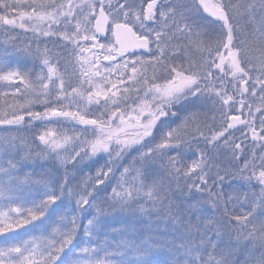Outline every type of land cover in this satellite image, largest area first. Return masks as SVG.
Returning <instances> with one entry per match:
<instances>
[{"label": "trees", "instance_id": "trees-1", "mask_svg": "<svg viewBox=\"0 0 264 264\" xmlns=\"http://www.w3.org/2000/svg\"><path fill=\"white\" fill-rule=\"evenodd\" d=\"M69 2L0 0V163L17 162V165H22L25 162L27 167L19 170L25 174L21 178L24 180L29 175L26 182L13 176L8 188L0 180L3 183L0 187L4 186L0 194L9 196L0 198L13 203L10 207L0 203V209L9 215V229L32 227V220L37 222V215L42 211L51 216L67 213L79 221L77 226L85 223L93 230L87 233L88 239L81 242L79 240L83 239L80 237L85 232L77 231L67 245L64 244L66 237L61 234L59 244L70 250L78 249L77 252H81L80 247L89 246L92 250H86L81 258L89 260L93 257V264H202L203 260L212 261L216 257L220 259L217 262L226 264H257L256 254L264 256V251L258 253L255 249V245L261 243L260 238L252 239L255 251L243 253L236 250L227 258H220V251L214 249L215 246H233L243 233V230L238 234L235 231L234 214L244 216L253 211L256 216L264 215V210L258 213L264 202L263 194L257 191L252 184L253 179H250L257 173L255 157L247 160L246 151L241 147L235 149L231 160L221 156L222 147L227 148L228 145L214 136L215 126H201L198 119L193 118L188 128L184 132L178 130L172 141H153L150 133L143 134L149 130L148 126L142 129L131 123L120 130L115 121L108 125L112 111L104 109L102 115L105 120L98 129L95 126L79 129L77 124H59L58 135L51 136L54 139L51 143L56 144L57 140L63 152L57 160L55 155L43 153L48 150L47 144L37 143L40 129L30 133L33 136L27 141L28 133L23 127L33 120H45L50 111L53 115L57 112L61 120L67 118L62 114L84 117L87 122L94 120L87 115L91 105H88V91L84 86V93L79 90L75 96L62 98L83 84L79 83V71L89 66L80 61L86 53L81 49L83 46L89 49L93 45L79 38L82 30L78 31L79 20L74 12L80 7L77 4L68 6ZM155 3L164 11L166 4H180L179 0H158ZM133 10L144 12L143 8H132L131 12ZM23 12L40 13L44 17L43 26L39 30H26L12 21ZM107 13L111 21L118 20ZM96 38L106 41V50L111 49V55L114 54L109 39ZM92 55L99 57L101 49L95 48ZM130 58L128 56L124 60L131 61ZM92 59L91 66L94 63L93 67H96L98 58ZM120 61L117 58L108 63L118 65ZM127 68L118 69L121 76H115L111 70L101 80L97 74H92L95 80L104 82L108 88L112 87L111 80L124 82L118 87L117 96L114 95L122 103L119 106L122 110L125 106L133 108L137 102L136 93L130 88H136L139 95L144 92L142 89L163 83L160 76L143 80L148 75H141L137 77L138 83L143 76L141 85L131 87L125 81H129L134 69L132 64ZM109 75L111 79L107 78ZM58 79L64 81L59 84ZM132 94L133 100L130 99ZM67 99L76 101L73 107ZM173 99L178 98L173 97L171 101ZM79 105L81 110H78ZM166 110L170 115L178 108ZM114 129L119 134L108 138ZM99 135L101 139L95 142ZM121 141L125 142L124 147L118 144ZM81 143L85 144L83 151L76 152L71 158V154L65 153L66 148ZM102 146L107 148V152L100 150ZM41 182L47 187L42 189ZM41 190L48 199L42 198ZM234 192L238 196L250 197V201L233 195L231 203L218 200L228 197L212 200L215 196H229ZM51 196L54 200L52 205L47 201ZM215 203L221 208L225 206L221 217L210 214V207L216 208ZM18 204L21 205L17 209L19 217L15 218L14 206ZM32 214L34 218L29 217ZM62 226L63 223L60 224ZM201 229L203 232H199ZM46 246L44 243V257H47Z\"/></svg>", "mask_w": 264, "mask_h": 264}, {"label": "rangeland", "instance_id": "rangeland-1", "mask_svg": "<svg viewBox=\"0 0 264 264\" xmlns=\"http://www.w3.org/2000/svg\"><path fill=\"white\" fill-rule=\"evenodd\" d=\"M69 1L70 0H68V2ZM114 1L115 0H71L67 4L68 6H74L75 4H77L80 7L79 11L76 10V12H74L75 13L74 15L77 16L76 19L79 20L78 22L79 30L78 31L80 32V30H82V33L79 36V38L83 42L89 41L93 45H91L89 49L87 48V46L85 47L83 46L81 49L82 52L86 51L85 53L86 55L84 54L83 57L80 58V61H82L85 64H88L87 66H89L87 68H82L79 71V74L81 73L80 74L81 79L79 83L81 84L83 83V84L81 86L78 85V87L74 88L68 94L63 95L62 98L69 97L72 95L75 96L78 94L77 91L79 90H81V92L84 93L83 87H82L84 86L85 90L88 91L86 94V98L90 101L88 102V105H91V107L89 108V110L91 111L87 115H89L91 118H94V120L87 122V120H85L84 117L75 116L74 114L70 116L66 114H62L61 116H67V118L63 117L66 119L61 120L58 117V115H56L57 112H55L53 115V111H50L51 113L47 112L49 113L47 114L48 119L46 118L45 120H42L41 122L35 121L32 119L33 123L30 121L29 125L27 124L26 127H23V128H26L25 133H28V137L26 138L27 141L28 139H31V137L33 136L30 133L32 132L36 133V130L40 129L41 136H39L38 139H36L37 143L40 144L41 142L43 144H47L48 150L46 149L47 151L46 152L44 151L43 153L47 154L48 152V154L50 155L52 154L55 155L56 160L58 156H60V154H63V152L61 151L60 149L61 147L57 140L55 141L56 144L51 143V141L54 140L53 138H51V136L58 135L59 127H60L59 124H62V123L63 124L68 123L72 125L77 124V128L79 129L80 128L85 129L86 127L92 128L93 126H95L98 129L100 128V126H103V123L105 120V118H103V115H102L105 113L104 109H106V112L108 111V109L112 111L111 114L108 116L110 117L109 121H111L110 123H108V125H110L112 121H118V118H119L118 116L124 115L123 116L124 119H122L123 120L122 124L114 122V124H116L117 126L121 125L119 127L120 130L124 129L123 127L126 128V126L130 125L131 123H135V125L137 126L139 125L142 129L145 128V126H148L149 130L146 133L144 132L143 134L147 135L148 133H150L149 136L153 137V141H157V140L172 141V139H175L177 137V132H178V125H176L177 121L170 123V124L159 123L158 121L153 123V119L156 120L160 116H163V114L160 111H162L161 107L165 105L164 103H160V101H162L161 99L165 97L167 99V97L168 96L171 97L170 95L172 94L170 92L172 82L168 81L169 80L168 76L167 77H165L166 75L164 76L166 79L163 80V83L160 85H155L153 87L150 85L151 87H149L147 90L140 88L139 91H141L142 89L144 92H141L139 95L137 93L136 88L134 90L130 88V90L133 93H136L137 102L133 107L134 109L127 108L125 106L123 108L125 111L120 109L122 103L120 101H117V97H116L117 96L116 94L119 93L118 87L120 86V84L122 86V83L124 82H119V81L116 82V81L111 80L110 81L111 86H112L111 88H108V86L104 84V82H101V81L99 82V79L101 80L107 74H110L109 71L111 70H112V73L115 74V76L116 74L117 75L120 74L118 76H121L122 73L118 71V69L119 68L128 69L127 67L131 64V61L123 60V61H120L118 65L116 64L111 65L110 63L107 62V63H103L102 64L103 67H101L99 60L109 57V55L112 54V50L111 49L106 50V44H107L106 41H99L93 33L92 23L94 20L96 9L99 7H103L107 9L110 15H112V17H114L115 19L128 20L132 22L134 20V14L131 12V9L133 7L137 8L138 6H143V3L145 4L146 2L145 4L146 7L144 8L145 10H150L151 8H148V6L153 5L152 0H116V2ZM259 2L260 1H257V0H220L219 3L217 2L218 5L220 4V5L225 6V8H227L228 14L232 16L234 20L239 21L241 19V20H245L251 23L252 28L254 29V35H255V38L254 39L252 38V44L254 46L253 50L255 54H260V52L264 48V25L261 22V20H264V18L262 17L263 12L253 11L252 9V5L257 6ZM239 7H240V11H239ZM186 9L193 12L192 14L193 19L195 20L198 19L197 14L196 15L194 14L196 13L195 9H193L191 6H189V8L186 7ZM235 11H237V14ZM254 14H257V15L254 16ZM43 20H44V17L40 13L37 14L33 12H29V13L23 12L20 14V16L17 17V19L16 18L12 19L13 22L16 21V24L20 25L22 28L26 30H35V29L39 30L43 26ZM190 36L192 38L191 40L192 42L194 39H196L197 35L196 33L195 34L192 33ZM85 43L82 45H85ZM95 48L101 49L102 55L100 56L98 55L99 57H95L94 55H92ZM92 58H94L95 60L98 58L97 60L99 62L97 61V63L95 64L96 67H93L94 63L91 66L92 62H94ZM139 68L140 67L137 65L134 68V72H131L132 75L130 74L131 76L128 78L129 81H125L127 85L131 87H134L137 85L139 86L142 83L140 81L141 78L144 75L150 74L148 69L145 72H141ZM86 72H87V75H84ZM93 73L97 74L96 76L99 78L98 80L97 79L95 80V78H93L94 77V75H92ZM141 75L143 76L140 78L139 82L137 83V77ZM83 76H84V81H83ZM148 76L143 78V80H145L146 78L150 80L151 76L150 75ZM197 76L196 75L193 76V78L191 79V85H189V83H187L186 85L184 84L183 85L186 86L190 90V92L194 94H198L199 96L203 97V99L200 101H197V100L191 101L189 105V107H191L190 111L189 113H186L187 109L185 110L186 114H184L181 121L183 125H185L189 118H193V110L198 111V106L200 107L202 106L203 108L201 109V113H200L201 116H209L207 117L208 119H211L214 117L213 118L215 122L214 126L216 128L219 127V129L222 130L224 129V126L227 122V117L230 111L235 108L234 104H231L230 102H227L226 105L225 104L223 105V100L227 98L226 97L227 93L225 92L226 90L225 91L223 90V92L221 90L222 88L229 89V85L226 84L227 82H225L224 84H222L220 89L218 88L217 84L210 86L209 88L202 89L199 85L198 86L196 85ZM107 78L111 79V76L109 75V77ZM225 79L228 80V77L226 76ZM63 81L64 80L58 79L59 84L62 83ZM261 81H264V75L251 76V82L248 85V93L246 94V96L245 95L241 96L242 98L240 100L242 102H240V105H244L243 101L245 99L250 101L254 105H257L256 103L264 104V99H263L264 85L262 86ZM206 91H208V93H206ZM130 96H133L130 98L133 100L134 94ZM156 99H159L157 103L152 102L153 100H156ZM207 99L211 102L210 106L208 105L209 103L205 102V100ZM66 101H70L72 107L76 102L75 100H72V99L71 100L67 99ZM80 105L78 106L79 107L78 110H81L82 108L80 107ZM193 106H195V108H192ZM113 107L115 108L112 109ZM206 107L208 109L210 108L214 113L209 112V110ZM254 111H256V108H254ZM144 112L146 113V115L144 114L143 116ZM195 116L196 118H198L199 115L197 114ZM246 116H248V114ZM166 117L170 118L172 121L173 120L172 117L174 116H166ZM69 118H72V119H69ZM198 119L201 122H203L202 126H204V120L201 118H198ZM91 124H94V125H91ZM198 124L201 125L200 123ZM168 130H170L169 133H168ZM241 130H244L245 132L247 130H249V132H255V130L252 129L251 125L246 122L241 126V129L239 132H242ZM118 134H119V131L118 130L115 131L114 129L111 133H109L107 137L109 138L111 137V135L115 136ZM217 134L220 139L223 136L226 139L224 143L228 145L227 148L225 146L222 147L223 149H221L222 151H220L221 156L223 157L227 156L231 160V156L234 155V152L236 149L234 147V142L236 141V138H238L237 133L236 134L230 133V134L224 135L223 131H217L215 132L214 136L216 137ZM96 135H98V133H96ZM74 137H78V135H75ZM100 139L101 138L99 135V137L95 139V142L99 141ZM93 141H94V138H93ZM118 141L119 139L117 140V142ZM84 143H86V141H84ZM118 144H121V145L123 144L122 145L123 147L124 145H126L125 142L123 141L119 142ZM84 145L81 143V144L75 145V147L66 148L65 153L71 154L70 155V158H71L76 152L80 150L83 151ZM106 149L107 148H103V146L102 148H100L101 151L103 150L107 152ZM81 153L86 154L85 152H81ZM65 156H67V154H64V157ZM200 161L201 159L199 160V162ZM22 163H23L22 165L21 164L17 165V162L15 164L0 163V180H3L4 183H6L5 184L6 188H8L9 182L13 176L20 177V178L21 176H25V174L20 173L19 170L22 167L26 168L27 163L25 162H22ZM253 169L255 170V168ZM248 171L252 172L251 169H249ZM256 174H258V169H257ZM253 176H254V173H253ZM28 177L29 175H27L25 178L28 179ZM26 179L24 180L22 179V180L26 182ZM250 179H253V177ZM246 181L250 182L247 179ZM40 184H42V182ZM1 185H3V183ZM40 187L44 189L45 187H47L46 183H43ZM3 190H4V186L0 187V192ZM40 192H41L42 198L48 199V197H45L47 196V194L46 195L44 194V190H41ZM0 196L9 197L8 195H5V194H0ZM261 198L264 199V194ZM47 201H49L52 205L54 200L51 196L49 200ZM0 203L6 204L4 207L6 206L10 207L13 205V203L11 204L9 202V199L0 198ZM55 204L57 205V203ZM14 207L16 208H14L13 217L17 218L19 217L17 215L18 213L17 209H19L21 205L18 204ZM259 208L260 209H258L259 210L258 213L260 214L262 213L261 210H264V202L261 203ZM8 216L9 215H7L4 210L0 209V264H36V260L38 259L37 251L40 250L42 252L44 243H47L46 247L48 248V251L46 252V255L48 257H44L43 264H93L95 258L92 257V258H89V260H85V258H81V256L84 255V252L86 250H88V252L89 250H92L89 246L80 247L81 252H77L78 249L70 250V249H67L66 246H61L59 244V238L61 234L66 237L64 244L67 245L69 241H71V238L73 237L72 235L77 233V231L80 230L82 234H84L85 232V234L80 237L81 239H83V240H79L81 242V241H85L86 239H88L87 233L92 232L93 230V229L90 230V227L88 226L86 227L85 223H81V225L77 226L79 221L75 220V217H73L72 214H67V213L59 214L58 213V214H53V216H51L50 214H47L46 212H43V211L39 212V215H37L39 220L37 222L32 220L33 221L32 227H29L33 229L34 228L39 229V231H36L34 229L35 230L34 235L36 233H39L40 236H36L33 238H31V235L26 238L24 236L21 237L20 234L26 231L23 230L20 232L19 231L20 228L9 229L10 219ZM29 217L34 218L35 216L34 214H32V215H29ZM245 221H247V223L249 224L247 225L246 229H248L249 234L251 235L252 239H254L255 237V239L260 238V240L264 241V215L262 216L259 215V216H256L255 218H248V219H245ZM61 223H63L62 227H60ZM2 229H6V230H2ZM235 229H236L235 231L237 232V234L239 230H242L238 227H236ZM43 233H46V235H44ZM16 234H19V235H16ZM38 242H40L41 247L37 246ZM52 247H56L57 249V253L55 257H52ZM61 247H63V249H61ZM255 249H258V248H255ZM255 249L248 248L247 250H250L248 252H252V251H255ZM77 257H80V259H78ZM81 259H84V260H81ZM254 259L257 261V264L262 263L258 258H254Z\"/></svg>", "mask_w": 264, "mask_h": 264}, {"label": "bare ground", "instance_id": "bare-ground-1", "mask_svg": "<svg viewBox=\"0 0 264 264\" xmlns=\"http://www.w3.org/2000/svg\"><path fill=\"white\" fill-rule=\"evenodd\" d=\"M152 1H153V3H155L158 0H152ZM179 2H180V4H182V5H184V6L188 7V8H189V6H191L193 9H195V12H196V13H194L195 15L196 14L197 15L198 14H203L205 17L211 18L212 20L223 21V20H219V19H214L211 16H208V15L204 14L203 11L201 10L200 3L197 0H190V1H188V0H180ZM138 7L141 8V6H138ZM166 10L167 11L170 10L172 13H180V12L184 11L183 8L178 7L176 3L175 4H166ZM185 13L187 14L186 15L187 32L185 31L183 34L177 35V39L176 40L174 39V38H176V36H174L172 34L171 35L172 41L168 42L174 48L178 47L181 44L184 45L183 51H182V54H183L182 58L180 57L178 52H175L172 49L169 50L165 46V49L163 51V54H162V56L160 58V61H159V64H158V62L153 59V54H152L153 51L151 52V50L148 47L147 39L150 40L148 33L146 31H140V32H138L139 34H137L134 30H133V33L137 37L143 38L145 40L146 51L142 50L141 48H131V51L138 50L140 53L138 55H132L131 58H130L133 69L137 65L140 67L139 69H140L141 72H145L148 69L150 74H147V75L160 76V77H162V82H163V80L166 79L165 77L168 76V79H169L168 81L172 82L171 83V90H170V92L172 94L170 95L171 97L168 96L169 98L167 97V99H166V97L161 99L162 101H160V103H164V105H165V106L161 107L162 111H160L163 114V116H160L156 120L153 119V123L158 121L159 123L170 124V123H173V122L177 121L176 125H178V130H181L183 132L188 128V125L190 124V122L191 123L193 122V118H195V119H198V118L203 119L204 120V125L205 124L206 125H211V126L215 125V122L213 120L214 117L211 118V119H208L207 117H209V116H201L200 113H201V109L203 108L202 106L201 107L198 106V111L193 110L194 117L190 118V121L188 119L185 125H183V123L181 121L183 116H184V114L189 113V111H190V108H191V107H189L190 102L194 101V100L200 101V100L203 99V97L199 96L198 94H194V93L190 92V90L186 86H184L187 83H189V85H191V79L193 78V76H195V75L197 76L198 75L197 76L196 85L197 86L199 85L202 89L209 88L210 86H213V85H216V84L218 85V88L220 89L222 84L227 82L226 84L229 85V89L222 88V90H221L222 92H223V90L224 91L226 90L225 92L227 93V96H226L227 98L224 99V100H227L226 103L230 102L229 100H230V98H233L234 94H237L236 96L237 97L239 96V99H241L242 98L241 96H244L245 93H247V91H246L247 87L245 86V81H244L246 76H243L240 73L237 74V73L231 72L230 68L232 67V65L229 62V60H228V62L227 61H223L224 64L222 62L219 64V69H225L226 68V70L228 72L219 70V71H217L214 74H205V73H201L199 71V67H198V62L199 61H198V58H197V54L199 52L198 44H199L201 39L203 40V38L199 34V33H202V32L197 27L198 24H196L198 19L195 20L192 17L193 12L185 9ZM152 19L157 21L159 18L158 17H152ZM174 19H175V17L173 15H171L170 17H168L167 20H169V21L171 20L172 21ZM116 23H122V21H119V22H116ZM113 24H115V23L108 22L104 33L101 36L98 35V34L95 35V36L100 38V39H109L111 44H113V37H112V26H113ZM154 26L158 27L159 24L156 22V25L154 24ZM107 28H109V29H108V32L106 33ZM192 33H194V34L196 33L197 36H196V39H194L191 42L192 38H191L190 35ZM156 36L160 37V36H163V35L156 34ZM172 36H174V38ZM204 36H205L206 41L208 42V44H211V41H210V40H212L211 37L208 36L207 33H205ZM226 37L227 36H226L225 33L221 32L219 34L218 38H219L221 46H222V43L224 42V39H226ZM102 41H104V40H102ZM166 43H165V45H166ZM184 57H186V72L170 73V74L167 73V72H166L167 74L159 72L160 68L162 70L166 69V71H168L169 68L173 69L175 67H180V64L184 60ZM203 66L205 68V65H203ZM226 76L228 77V80L225 79ZM239 82H240V84H239V86H237ZM236 86H237V88H236ZM206 93H208V91H206ZM173 97H177L178 99H173V100H176V101H173V100L171 101V99ZM263 99H264V97H263ZM224 100H223V105L224 104L226 105V103H224ZM158 101H159V99H156V100H153L152 102L157 103ZM205 102L209 103L208 105L210 106L211 102L208 99L205 100ZM237 104H234L235 108L230 111V113H229V115L227 117V122H226V124L224 126V129L221 130L218 127L217 131H223L224 135L225 134L227 135V134H230V133L231 134H236L237 133V137L241 138V136L243 137L244 134H245L244 130H241L242 132H239L240 129H241V126L245 122L249 123L251 119H250V117L246 116L247 115L246 111H245V109H244V107L242 105L239 104L241 109L237 110L238 109L236 107V106H238ZM256 104L257 105H255V108H259L262 105L261 103H256ZM174 107H177L178 110L175 111V112L172 110V113L170 115H168L166 109H173ZM192 108H195V106H193ZM185 110H186V113H185ZM208 110H209V112L214 113L210 108ZM233 113H235V114H233ZM144 114L146 115L145 112L143 113V116H144ZM164 114H166V115H164ZM197 114L199 115L198 118H196V116H195ZM123 116L124 115L119 116L120 119L118 121H115V123L122 124V121H123L122 119H124ZM166 116H174V117H172L173 120L171 121V119L167 118ZM230 117L237 118V120L239 122V123H237L236 127L231 128V129L227 127L228 123H231V121H229ZM198 123H200L201 126L203 124V122H201L199 119H198ZM250 125H251V127L253 129V125L252 124H250ZM120 126L121 125H119L118 127H120ZM217 131H215V132H217ZM247 131H249V130H247ZM214 135H215V133H214ZM216 137L219 138L218 134L216 135ZM221 140L223 142L226 141V139L223 136H222ZM254 150L258 151L257 150V146H253L252 150H250V149L246 150L245 149V151H246L245 155H246V159L247 160L251 156H254V153H253ZM257 168H258V174H256L253 177L252 184L256 187L257 191H260L262 194H264L263 193L264 192V170L262 169V165H260V164L258 165ZM206 183H208V182H206ZM232 195L234 197H242V198L247 199V200L250 201V197H247L245 195L238 196L239 194H237L235 192L232 193L229 196H218V197L215 196V197L212 198V200H215V199H217L219 197H228V198H225V199H221L220 198L218 200L221 201V202L228 201L227 203H229L231 200H233V198H232L233 196ZM257 200H259V199H257ZM215 207L216 208L210 207V210H209L211 212L210 214H212V215H214L216 217H221L223 215L224 211H225V206L223 205L222 208H221L219 205L216 204ZM233 213H234V211H233ZM232 217H233L232 220H234V222H235L234 226L242 229L243 233L239 235V239L236 238V241L234 242L235 244H233V246H230V247L229 246H226V247H219V246L217 247V246H215L214 247V249L217 252L220 251V258H227L232 252H234L236 250H238L240 252H243V253H246V250L248 248L254 249L255 246H257L256 248H258L257 249L258 253H262V251H264V241L260 240L261 243H258V244H256L254 246L252 237L249 234L248 229H246L247 225H249V224L247 223V221H245V219L255 218L256 217V215L253 214V211H252L251 214H248V215H244V216L238 215L237 216L236 214H234ZM35 230L39 231L38 228H35ZM203 230L204 229H201L199 232H203ZM43 234H46V233H43ZM237 241L239 243H237ZM245 245H246V248H245ZM55 249H56V247H52V250H55ZM221 249H223L222 252H221ZM39 253L40 252L37 251V254H39ZM256 256L262 262V263H259V264H264V256L263 255H258V254H256ZM218 260H220V259H217V257L212 259V261L211 260H206V261L203 260L202 264H226L223 261L217 262ZM213 261H215V262H213Z\"/></svg>", "mask_w": 264, "mask_h": 264}, {"label": "flooded vegetation", "instance_id": "flooded-vegetation-1", "mask_svg": "<svg viewBox=\"0 0 264 264\" xmlns=\"http://www.w3.org/2000/svg\"><path fill=\"white\" fill-rule=\"evenodd\" d=\"M219 1L220 0H208V3L213 4L215 7L222 8L226 17L225 20L215 21L211 18L205 17L203 14L197 15L198 20L197 23H195L198 24L197 27L202 32L199 34L203 38V40L201 39L198 44L199 52L197 54V58L199 61V71L205 74H214L219 70L227 71L226 68L219 69V64L222 61L228 62L229 60L232 65V67L230 68L231 72L237 74L240 73L241 75L246 76L244 81L245 86L247 87L246 91L248 93V85L251 82V76L264 75V48L260 52V54L254 53L252 38L254 39L255 35L251 23L241 19L239 21L234 20L232 16L228 14L227 8H225V6L220 4L218 5ZM257 1H260L261 4L259 2L257 6L252 5V9L253 11H262V17L264 18V1ZM199 3H202L201 0ZM177 6L183 8L184 11L180 13H172L170 10H168L169 12L166 10L164 11L163 9H161V5L153 3V5L148 6V8L151 9L144 10L143 13L138 10H133L132 12L134 14V20L131 23L122 20V23L129 24L137 34H139L138 32L140 31H146L148 33L149 39L151 40L150 41L147 39L148 47L151 52L153 51V59L157 61L158 64L165 49V46L169 50L172 49L173 51L178 52L181 58L183 57V44L174 48L171 44L168 43L172 41V34L176 36V38L172 36L176 40L177 35L183 34L185 31L187 32V14L185 13L186 6L182 4H177ZM144 7H146V5H143L142 8L145 9ZM235 12L237 14V11ZM171 15L175 17L174 20L169 21L165 19L166 17L168 18ZM255 15L257 14H254V16ZM152 17H158L159 19L156 21L153 20ZM156 22L159 24L158 27L154 26V24L156 25ZM261 22L264 25V20H261ZM108 29L109 28H107L106 33L108 32ZM221 32L225 33L227 36L226 39H224L222 46L220 45V41L218 38ZM205 33H207L208 36L211 37V44H208V42L206 41V38L204 36ZM156 34H160L163 36L157 37ZM139 53L140 52L138 50L125 52L119 57V59L123 61L128 56L138 55ZM202 64L205 65V68ZM159 72H167L169 74L186 72V57H184V60L180 64V67H175L173 69L169 68L168 71H166V69L162 70L160 68ZM239 84L240 82L237 86H239ZM261 84L263 86L264 81H261ZM247 93H245V96ZM236 95L237 94H234L233 98H230L229 101L232 104L238 103V106L236 107L238 108L237 110H240L241 108L239 104L241 100L239 99V96L237 97ZM226 101L227 100H224V103H226ZM243 102L244 105L242 106L244 107L246 114H248L247 117H250L251 120L249 123L253 125V130H255V132L246 131L243 137L241 136V138H236V141L234 142V147L236 149L241 147L246 150H252L253 146H257L258 151H253L254 157L257 161V165H255L254 167H258V165L260 164L262 165V169L264 170V104H262L259 108H256V111H254L255 105L253 103L246 99ZM55 252L56 251L54 250V257L56 255ZM37 258L38 259L36 260V264H43L42 252L37 254Z\"/></svg>", "mask_w": 264, "mask_h": 264}, {"label": "water", "instance_id": "water-1", "mask_svg": "<svg viewBox=\"0 0 264 264\" xmlns=\"http://www.w3.org/2000/svg\"><path fill=\"white\" fill-rule=\"evenodd\" d=\"M201 2L202 3L200 6L204 14L211 16L214 19L225 20V14L221 9L212 6L210 3H208V0H201ZM107 23L108 17L105 11L102 8H98L93 20L95 33L101 36L105 31ZM112 37L117 56H120L125 52H130L131 48H141L142 50L146 51L145 40L143 38L137 37L133 33L131 27L127 24H113ZM110 59L113 60L114 57H111ZM102 61L105 62L106 59H102ZM229 121H231V123H228L227 127L230 129L236 127L237 123H239L235 117H230Z\"/></svg>", "mask_w": 264, "mask_h": 264}]
</instances>
